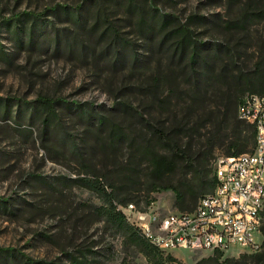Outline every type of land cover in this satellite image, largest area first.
<instances>
[{
	"label": "rangeland",
	"instance_id": "1",
	"mask_svg": "<svg viewBox=\"0 0 264 264\" xmlns=\"http://www.w3.org/2000/svg\"><path fill=\"white\" fill-rule=\"evenodd\" d=\"M247 4L0 0V264H150L106 215L100 190L83 181L100 178L107 193L114 185V204L124 206L118 170L128 166L134 179L126 186L137 209L155 203L163 215L179 213L171 191H149L141 157L147 129L120 104L137 107L144 120H178L196 86L208 89L209 98L245 87L247 74L264 83V16L232 25ZM179 27L192 38L182 55L168 49L176 39L163 43ZM192 53L198 55L194 68ZM101 118L107 125L99 130ZM120 121L124 144L102 145ZM169 254L178 264L210 258L216 259L203 264H251L242 254Z\"/></svg>",
	"mask_w": 264,
	"mask_h": 264
},
{
	"label": "trees",
	"instance_id": "2",
	"mask_svg": "<svg viewBox=\"0 0 264 264\" xmlns=\"http://www.w3.org/2000/svg\"><path fill=\"white\" fill-rule=\"evenodd\" d=\"M247 1L246 8L239 14V20L232 23L235 27H240L254 17L264 16V5H261V1L257 3H253L252 0ZM133 8L136 11L138 6L135 5ZM168 38L176 39V43L168 46V49L173 46L175 52L181 50V55L185 49L187 50L191 46L192 38L189 36L188 28L179 27L171 30L165 36L163 43ZM120 40L122 39L120 38ZM124 43L129 45L126 41ZM216 51H220L219 45H216ZM197 56L192 53L190 57L192 68H194L193 65H196ZM258 66L259 64L256 63V67ZM192 72L194 73L193 69ZM245 84V87L227 88L225 91H221V94H210L214 101H211L210 97L208 98V89L196 86L191 91L189 102L184 103L186 105L178 120H176V116L173 119H165L156 123L151 118L144 120L137 107H133L129 103L120 104L119 110L122 109L120 111L125 116H137L144 121V126H146L147 139L142 141L141 157L146 160L149 170V191L157 188L171 191L175 197L174 208L180 213L192 211L199 199L214 190L215 177L212 163L217 156H238L251 152L254 145V128L238 119L237 107L245 94L264 96V83L259 75L252 73L246 75ZM159 103L164 105L165 101ZM49 104V102H44L45 109L51 107ZM206 116H209L212 121H206ZM206 123L211 124L210 129H207ZM97 125L101 130L107 125V122L101 118L97 121ZM110 126L111 137L105 138L102 145L107 146L109 143L123 145L125 136L123 121L112 123ZM217 151H220L221 154L216 155ZM118 173L122 179L120 186L124 188L123 193L125 194V199L121 203L125 206L134 202L136 198L134 190L126 186V184H133L134 170L128 166L123 168L120 166ZM83 182L97 191L100 190L106 215L127 233L130 240L140 248L141 253L150 264L172 262L178 264L175 258L170 254H164L153 246L139 229L126 220L114 204L116 191L114 185H110L111 191L107 193L100 178L84 179ZM260 230L262 234L260 250L255 253L242 254L239 259L250 261L251 264H264V219ZM215 259L210 258L197 264ZM230 261L232 260L227 259L224 262Z\"/></svg>",
	"mask_w": 264,
	"mask_h": 264
},
{
	"label": "built area",
	"instance_id": "3",
	"mask_svg": "<svg viewBox=\"0 0 264 264\" xmlns=\"http://www.w3.org/2000/svg\"><path fill=\"white\" fill-rule=\"evenodd\" d=\"M239 120L254 128L251 152L217 156L213 163L214 190L190 212L163 215L155 203L139 210L133 203L118 207L126 220L164 254L175 250L220 254L255 253L262 243L264 219V96L245 94L238 107ZM146 218H162L165 237L156 236ZM257 237H261L258 241Z\"/></svg>",
	"mask_w": 264,
	"mask_h": 264
},
{
	"label": "bare ground",
	"instance_id": "4",
	"mask_svg": "<svg viewBox=\"0 0 264 264\" xmlns=\"http://www.w3.org/2000/svg\"><path fill=\"white\" fill-rule=\"evenodd\" d=\"M196 205H202V198L199 199ZM149 225H153V229H156V236L165 237V229H160L162 227V218L152 220Z\"/></svg>",
	"mask_w": 264,
	"mask_h": 264
}]
</instances>
